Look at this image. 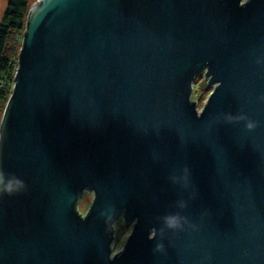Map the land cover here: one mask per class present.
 Masks as SVG:
<instances>
[{
  "label": "water",
  "instance_id": "water-1",
  "mask_svg": "<svg viewBox=\"0 0 264 264\" xmlns=\"http://www.w3.org/2000/svg\"><path fill=\"white\" fill-rule=\"evenodd\" d=\"M23 32L0 169L25 187L0 191V264H264V0H38Z\"/></svg>",
  "mask_w": 264,
  "mask_h": 264
},
{
  "label": "trees",
  "instance_id": "trees-1",
  "mask_svg": "<svg viewBox=\"0 0 264 264\" xmlns=\"http://www.w3.org/2000/svg\"><path fill=\"white\" fill-rule=\"evenodd\" d=\"M30 0H8L0 23V119L12 93Z\"/></svg>",
  "mask_w": 264,
  "mask_h": 264
},
{
  "label": "rangeland",
  "instance_id": "rangeland-1",
  "mask_svg": "<svg viewBox=\"0 0 264 264\" xmlns=\"http://www.w3.org/2000/svg\"><path fill=\"white\" fill-rule=\"evenodd\" d=\"M38 0H30V6L37 2ZM8 0H0V21L2 19L3 13L5 12V8L7 6ZM29 11V10H28ZM28 14V13H27ZM24 18L25 24H26V17ZM1 23V22H0ZM208 78H204V73H198L195 76V79L193 80L192 84V91H191V100L194 101L195 106L198 110H200L204 103L207 101L209 93L214 88V85L209 84L206 82ZM93 200V194L90 191L84 190L83 194L79 197L77 201V210L81 215H84L88 208L91 206ZM114 241L111 245L112 253L116 254L121 251L126 239L128 238V235L130 234L133 226V221H125L123 217L121 216L118 220H116L114 223Z\"/></svg>",
  "mask_w": 264,
  "mask_h": 264
},
{
  "label": "clouds",
  "instance_id": "clouds-1",
  "mask_svg": "<svg viewBox=\"0 0 264 264\" xmlns=\"http://www.w3.org/2000/svg\"><path fill=\"white\" fill-rule=\"evenodd\" d=\"M227 119L229 122L233 120H237V121L247 120L246 127L249 130L254 129L256 127L255 122L252 120H248L247 117L244 115H236V116L229 115ZM183 173L184 174L182 176H180L177 179H174V182L177 183L182 182L184 187H188L190 184L189 169L185 167L183 169ZM24 187H25V183L23 180L14 177L10 174H7L4 172L3 169H0V191L8 195H14L20 190H22ZM185 204L186 202L184 200H180L178 202V207L180 209H183L185 207ZM161 220H162V226L160 229L161 234H163L166 229H171V230L182 229L183 224L187 222L186 217L182 216L180 212L167 214L163 216ZM155 250L157 251L163 250V244L157 243Z\"/></svg>",
  "mask_w": 264,
  "mask_h": 264
},
{
  "label": "flooded vegetation",
  "instance_id": "flooded-vegetation-1",
  "mask_svg": "<svg viewBox=\"0 0 264 264\" xmlns=\"http://www.w3.org/2000/svg\"><path fill=\"white\" fill-rule=\"evenodd\" d=\"M86 214V213H85ZM85 214L84 215H82V216H85Z\"/></svg>",
  "mask_w": 264,
  "mask_h": 264
}]
</instances>
